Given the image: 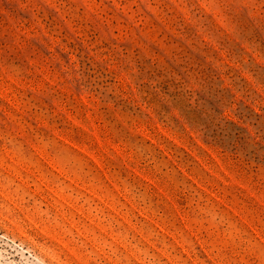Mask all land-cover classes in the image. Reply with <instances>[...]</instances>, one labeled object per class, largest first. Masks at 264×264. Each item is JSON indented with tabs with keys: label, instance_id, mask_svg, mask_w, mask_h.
Listing matches in <instances>:
<instances>
[{
	"label": "rangeland",
	"instance_id": "rangeland-1",
	"mask_svg": "<svg viewBox=\"0 0 264 264\" xmlns=\"http://www.w3.org/2000/svg\"><path fill=\"white\" fill-rule=\"evenodd\" d=\"M0 264H264V0H0Z\"/></svg>",
	"mask_w": 264,
	"mask_h": 264
}]
</instances>
